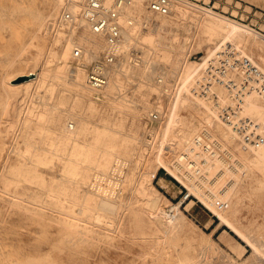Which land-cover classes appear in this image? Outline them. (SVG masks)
<instances>
[{"label": "rangeland", "instance_id": "1", "mask_svg": "<svg viewBox=\"0 0 264 264\" xmlns=\"http://www.w3.org/2000/svg\"><path fill=\"white\" fill-rule=\"evenodd\" d=\"M189 1L254 27L264 41V0ZM64 5L58 0H0V264H264V172L251 171L247 164L256 154L250 148L254 143L245 142L234 131L243 144L232 149L243 166L230 190L231 199H225L226 190L211 189L206 195L200 189V198L191 191L182 200L190 189L174 166L182 148L171 141L190 125L198 133L209 125L205 116L212 100L205 98L206 104L199 103L194 114L190 109L196 104L190 96L198 99L201 95L178 90L166 102L164 122H148L149 111L164 99L159 93L161 84H154L156 66L165 68L169 77L179 72L178 59H158L153 48L148 61L141 60V66L152 71L150 76L128 66L113 89H93L86 85L85 65L80 68L84 84L74 83L72 45L70 66L58 69L57 52L69 40L56 25ZM191 13L181 17L173 9L156 14L155 22L166 23L154 33H162L167 40H185L188 57L197 59L207 55L209 47L216 49V40L220 44L224 39L199 33V13L192 9ZM84 28L79 26L77 39ZM245 48L249 50L246 55L264 70V49L251 43ZM134 51L136 58L145 54L140 47ZM156 58L157 63H149ZM43 61L50 63L48 69H43ZM203 67L197 69L193 88ZM22 75L31 77L30 81L20 83L27 79L19 80ZM221 91L220 103L231 104L226 88ZM143 97L148 101L145 104L140 103ZM75 119L79 128L67 130ZM155 127L164 141L152 161L145 141ZM110 145L114 155L130 160L120 194L91 184L98 167L89 154ZM113 161L114 157L107 169ZM160 161L151 179V186L158 189L152 201L140 183L144 171ZM108 196L116 201L115 208L102 204ZM177 214L183 224L168 228V220ZM165 230H172L180 241H189L188 245L179 248L180 243L166 236ZM202 247L207 251L205 261Z\"/></svg>", "mask_w": 264, "mask_h": 264}, {"label": "bare ground", "instance_id": "2", "mask_svg": "<svg viewBox=\"0 0 264 264\" xmlns=\"http://www.w3.org/2000/svg\"><path fill=\"white\" fill-rule=\"evenodd\" d=\"M58 1L60 2V4L64 3L65 5L56 18V25L58 26V28L66 31L70 40L67 41L65 47H62L61 51L57 52L58 69L62 71L70 66V50L72 45V55L74 60L76 61L75 67H73L71 71V73L73 74L72 78L74 80V83H83L85 74L84 71H82L80 68H85L86 65V85L90 88H93L89 85L88 82L90 62L97 59L100 56V53L106 49L108 45L107 38L104 34L94 31L87 20L84 18L83 9L86 5L87 0ZM65 8H68L76 15L77 20L75 22L69 23L62 19ZM173 9H175L176 13H178L181 17H184L186 15L192 16L191 9L194 12L197 11L199 13L197 14L196 21L198 32L202 35L204 34L209 39H215L216 36L217 38L222 37L224 39L222 43L230 42L234 46L238 47L239 50L244 51L243 53L245 54L246 52H249V50L245 48V46H247V44L249 43H251L252 45H257L264 49V41L259 37V35H257L260 33V31L256 30L254 27L252 28L248 26V24L246 25L236 20H232L226 15H222L216 11L213 12L199 4H193L189 0H173L171 10L173 11ZM167 13L152 11L148 8L147 0H134L132 4L126 5L123 8L121 13V21L124 27V41L122 43L121 55L118 57L115 63L106 66L108 81L105 85L100 87L102 88L104 86H107L112 89L116 87L120 82L122 70L128 66H135L140 70L141 75L150 76L152 74V71H149L148 68L144 67V65L141 66L142 59L143 62L148 61L146 57L151 52L149 50L150 48H153L154 54L157 55L158 59L160 57L164 61L168 62H173L175 61V59H178L177 67L179 69V72L177 74L175 73L174 76L169 77L167 74V70L161 66H156L154 72L153 77L156 87H159L160 84L159 77H161L162 83H166L172 86V89L168 94H166L165 92V94H163L161 88L162 86L160 85L159 93L161 98H163L164 96V99L162 102L157 103V105L153 107L148 113L149 115L153 109L159 110L161 112V118L158 121H162V123L164 122V118L167 113V103L174 97V95H176V92L178 90L185 91L190 95H196V91L192 86H194L193 80L195 79L197 69L202 65L205 66L208 56L216 51V49H212L211 47H209L207 50V55L204 54L201 56V58L197 59L190 58L188 57L189 44H187L186 46V42H184L185 40H167L166 36H164L162 33L157 32L155 34V30L160 29L166 22L165 20L159 21L157 19V21L155 22L154 16L156 14ZM81 24H83L85 28L81 31V34L77 39V31ZM143 26L145 28H143ZM194 32L196 35L197 29L196 31L194 29ZM216 41L214 43V45L216 46L215 48L219 47L220 44H222H218V42ZM77 47L83 50L80 56L75 55V49ZM136 47H140V49L142 48L143 51L145 50V54L141 56V58L133 57V54L135 52L134 48ZM100 48H102V50L98 52ZM182 53L183 56L181 58L180 55ZM130 58L134 59L135 61H130ZM157 58L154 60H150L149 63H152L154 61L155 63H157ZM261 58L264 62V53H261ZM49 64V62L43 61V69H48V67L50 66ZM137 69L135 68V70ZM30 79L31 77L19 82H29ZM222 86L225 88V86L221 83L214 84L211 87L212 95L209 96L212 99V107L210 105H206L210 112L205 116L206 121L208 120L209 125H203L199 130V133L198 129H194L193 127L191 128L190 125L189 128H184L182 133L174 134V138L171 141L172 144L178 145L180 148H182L178 156L174 157V166L185 178L190 192H194V194L198 197V194L201 193V191L208 195L211 189H213V191L226 190L224 192L225 199H231L232 192L230 190L235 187L236 176L238 174V171L243 166L241 157L232 149L242 146L243 142L237 140L238 138L236 139V135L234 133V131L236 130L234 129V127L230 126L226 121L221 119L219 115V109L222 108H218V106H216L217 103H214V99H218L219 103L221 101V89H224ZM186 96L188 98L189 95ZM227 96L230 100H232V97L229 95L228 90ZM190 97L196 104L192 105L190 110L194 114H197L196 106H198L199 103L206 104L207 101L205 98L208 97L199 96L198 99H196V97ZM243 97L244 98L241 100V104H243L244 108L242 109L243 113L241 114L246 115L255 121L257 120L262 126V129H264V92L259 88H255L253 90H248L243 95ZM147 102L148 101L144 97L140 99V103L145 104ZM213 104L215 106H213ZM173 120V117L170 115L168 120L169 124L173 123ZM221 120L223 123L221 122ZM75 121L76 122L71 121V123H68L67 130L72 131V129L74 128H79V121L77 119H75ZM149 134L151 136L150 138H145V142L148 144V152H150L148 158L153 161L154 157L159 153L161 143H163L164 140L159 137L157 127L152 129L151 133ZM250 145H252L250 146V148L253 149L256 154L251 155L248 158L247 164L250 166L251 171H256L257 169H259L264 172V134L261 139ZM111 146L112 145L106 148L100 147L89 154L95 165L98 167V172L96 174L97 177H95L94 182H91V184L94 185L97 189L98 187H100L106 193H112V190L114 189V192L120 194L123 191V173L126 171L125 168L129 166L130 160H128V157L123 155H114L113 148ZM173 147L174 146H172V148ZM172 148L169 151H172ZM124 150L127 151L126 147L124 148ZM199 155H203V161H200L201 164H199ZM113 157L114 161L111 164L110 169H107ZM160 157L163 158L162 155H160ZM160 163H163V161H160L159 164H155V168H148L146 171H144V174L142 176L143 182L140 183V188L143 191V194H145L146 197H148L149 200L151 199L152 201H154V197H157L155 196V194L158 189L157 187L151 186V179L156 174L157 168L160 166ZM101 173H105L106 175ZM113 173H115L116 175H112ZM113 179L115 180L114 184L111 183V180ZM183 197L181 198L182 200L184 199ZM192 199L187 203L188 206L192 204ZM101 201L102 204L107 208H115L117 206L116 201L110 196L106 198L103 197ZM174 206L178 208L177 212L181 211L179 204H176ZM168 222V228L171 227V225H176L178 223L181 225L183 224V221L180 219L178 214L175 215L172 219H169ZM164 232L165 235L168 236L171 240L180 243V245L178 246L179 248L188 245L189 241H180L179 236L174 235L172 233V230H165ZM202 250V260L205 261L204 256L205 258H207V251H204L203 247Z\"/></svg>", "mask_w": 264, "mask_h": 264}, {"label": "built area", "instance_id": "3", "mask_svg": "<svg viewBox=\"0 0 264 264\" xmlns=\"http://www.w3.org/2000/svg\"><path fill=\"white\" fill-rule=\"evenodd\" d=\"M133 2L134 0H87L86 2L83 9L84 18L94 31L104 34L108 42L106 49L100 53V56L90 62L88 82L93 88H100L107 83L106 66L115 63L121 55L124 41L121 13L126 5ZM172 2L173 0H147V5L152 11L167 13L171 10ZM64 10L63 20L69 23L77 20L76 15L71 10L68 8ZM82 52L81 48L75 49L76 56H80ZM159 81L162 86V93L168 94L172 86L162 83L161 77H159ZM217 83L223 84L232 97L231 104L226 103L224 105L220 104L218 99H214V103H217L216 106L222 108L220 109V117L234 127L245 141L255 143L261 139L263 129L260 123L241 114L239 106L243 95L248 90L259 88L264 92V71L232 43L225 42L208 56L206 64L195 82L194 89L197 94L211 99V87ZM213 106L215 105L213 104ZM160 118L161 112L157 109H153L147 117L150 122L158 121ZM200 161H203V155H199V164H201ZM191 195L188 190L183 198L186 199Z\"/></svg>", "mask_w": 264, "mask_h": 264}, {"label": "water", "instance_id": "4", "mask_svg": "<svg viewBox=\"0 0 264 264\" xmlns=\"http://www.w3.org/2000/svg\"><path fill=\"white\" fill-rule=\"evenodd\" d=\"M28 77V75H22L20 78H19V80L20 79H23V78H27Z\"/></svg>", "mask_w": 264, "mask_h": 264}]
</instances>
